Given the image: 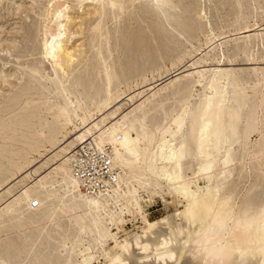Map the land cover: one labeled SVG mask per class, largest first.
Listing matches in <instances>:
<instances>
[{"label": "bare ground", "instance_id": "1", "mask_svg": "<svg viewBox=\"0 0 264 264\" xmlns=\"http://www.w3.org/2000/svg\"><path fill=\"white\" fill-rule=\"evenodd\" d=\"M73 1L78 7L83 5L84 2L87 3V1L94 2L95 4H93V6L95 7L96 5L95 9H93V11H90L88 9V11L85 14L87 15V17L89 16L91 17V15H94V19L93 20L89 19L86 21L84 18L86 16L84 17L81 16L82 18L79 19V22L76 21L78 20V16L71 17L69 12L70 11L69 9H74V6L69 7L66 2L58 5L51 4L50 7H47V9L44 10L46 13L45 15L43 11L44 7L38 10V16H40L39 18L41 20L40 24L41 23L43 24V22L48 20L47 18L49 17L53 23L51 24V27L47 26L49 30L45 28L46 30H44L45 32L42 35L41 45H40V49L42 53V55L41 53L40 55L43 56L44 59L49 60L50 62L49 71H46V69L43 67V59L38 61L39 62L38 64L34 63L26 66L20 65L19 68L21 67L25 78L28 81H32L34 83L33 87L38 88L37 89L38 93H35L36 90L34 91V93L37 95V97L35 96L36 100L32 98L25 101L20 115L17 114L6 118L2 116L0 117V134L6 135L5 137L7 139V144L6 145L3 144L4 146H2L0 150L1 153L3 152L4 155H0V156H1V160H4V164L6 162L9 165L11 172L10 177L8 178L6 177L7 179L5 180L3 178L2 182L9 181V178L12 179V177L15 175L16 172L17 173L21 172L25 167H27L32 162V160L31 161L25 160V162L21 164L14 161L15 156L17 157V155L19 154L18 151L21 150V149L18 150L16 148L17 147L16 143L25 145L24 144L25 141L33 140L37 135H40L41 137L44 138V140L48 141L50 146L55 148V151L53 152L52 156L48 158V160L42 161V163H40V165L37 168L33 169L31 172L25 173L23 171L25 175L21 177V179L19 178L20 180L18 179L19 180L18 183L25 182L27 180L26 178H30L31 174H36L42 167L46 166L49 162L53 161L54 163V160L58 161L57 162L58 164L55 167H52L49 172L38 177L37 180H35L34 182H31L32 183L31 186H28L27 184L23 185L20 188V192L18 191L19 192L18 195L16 196L13 195L8 201H6L4 205L1 206L0 221L4 220V222L6 223L5 230H7V232L16 229L20 231L25 226H29L28 224H32L34 226L46 220H50V219L54 220L57 214H64L69 217V220L73 225L72 227L76 228V232L78 233L77 235L78 238L80 236L82 237L83 236L82 234L84 235L92 234L94 236L93 241L97 244V246L99 245L100 248L102 244L105 243L108 239H112L115 242L114 245L117 246L116 247L117 250L113 252L102 250L105 256L107 257L106 258L107 259L106 262H108L107 264H201V260L196 258L192 254L191 246L188 245L187 236L189 235V233L196 230L197 221L199 222L200 225H203L208 223L210 220L219 219V221L223 225L228 227L229 229L228 235L235 243L236 250L229 257V264H264V217L260 218L259 223H257V219H258L257 213L264 211V199L262 198L263 200L258 204H254V203L251 204L248 201H245L244 203L242 201L243 203L240 202L241 205L237 206L236 205L237 192L236 189H234L235 186L233 188L232 186H230L229 189H226L225 187L226 185H224L225 183H228L232 179L234 172L239 170L238 169L239 167L238 166H237L238 168L236 167L237 164L235 162L237 160V157L234 156L235 150L233 147V142L232 140L230 141V138H231V132L233 131L232 128L237 126L240 127L241 124H239L238 122L236 126H234V122L232 120L231 114H229L228 117H224L223 115L225 114H222V116L218 118L213 117L214 114L213 111L215 110V108L210 110L211 111L210 116H205L201 119L199 125L196 128L197 129L196 132H198L197 139L198 141H200L201 138L206 136V142L209 141L210 142L207 144L199 142L197 146V150L199 153L200 171L204 176V178L208 181L209 185L205 187L196 185L194 188H192L189 185V178H186L183 175L184 173L183 169L186 163V159H188L187 157L190 155L191 152L190 151L191 147L188 144L186 137L187 133L186 131L183 132L184 130H182L183 126H185L184 122L185 120H187L185 115L186 112L183 111V113L179 114L177 117L169 119L171 120L175 129H172L169 126L166 130H164L162 134L163 136L160 137L159 142L156 141V138L153 133L148 132L146 124L141 123V121L145 120V108H146L145 106L147 104L150 105V103L154 100L153 98H155L157 94L158 96L160 94L161 96L165 95V91H167L168 89V84L164 83V85L160 86V88L156 92L153 91L149 93L150 95L144 97L145 98L144 100L137 102L136 106L131 108L130 110L128 111L126 110L123 113L121 112L117 113L119 109V103L117 104L116 102L117 99H119L122 95H125L130 89L133 88V86H138V82L134 78L144 74V72H142V70H144L143 67L142 70L141 69L139 70L138 67H136V65H131V64L125 65L124 63L122 64L121 62L115 63L113 60V54H114L113 49L117 48V46H120V40H122L123 31L124 32L128 31L127 24L124 25V23H122L124 22L122 21L124 18V14L126 13L128 20L129 18L131 20L135 19V21H137V24H139V26H137L135 29L136 31H133L128 35L130 48L129 47L127 48L129 49L128 50L129 54L126 55L124 53L126 59L131 60V58L133 57L132 52L137 51L136 49L137 39L139 40V38H141L142 35L145 36V39H143L144 40L143 43L147 45V47H149V57L154 59L153 55L159 52V50L156 49L155 47V43H157L155 41V35L163 37L162 39H165L166 41L169 38L168 27L171 28L173 27L174 31L178 35L182 34L185 31L184 27L188 28L190 25L193 28L192 31L199 30L201 28L200 23L198 21H192L190 17L192 12L194 13L198 10L200 11L199 9L200 7H197V5L195 4L189 3L191 2L190 0L188 1L186 0H73ZM231 1H229V3ZM237 1L240 2V0ZM180 5L183 6L184 9L176 12L175 10L179 9ZM223 6L230 7V4H225ZM241 6L242 5L239 4L238 7L236 8L240 9ZM142 10L146 11L147 14L151 12L155 14L157 17L155 21L156 24H153V26H149V24L141 25L140 23L144 22V21L141 22L142 18L139 15V13L143 12ZM233 12H231V14ZM259 12H261V10ZM237 16H239L240 18V15ZM109 22L111 23V25H109ZM240 23L242 24V22ZM174 26L177 27V29ZM84 30L87 33L86 43L77 47L74 45L75 48H73L72 46L71 48L67 47L69 41L74 36L82 34ZM128 36L125 35V37ZM253 38L255 39L256 37L253 36ZM169 39H171V37ZM169 47H170L169 45L164 46L163 44L162 49L160 51L161 52L165 51L167 53L169 50L173 49V47H170L171 49ZM130 54L132 55V57H127ZM180 54L181 52L179 53L177 52L176 55H174V58L175 57L180 58L181 57ZM136 55L137 53H135V57ZM151 61L149 63V66L148 67L146 66V69L148 68L149 69L148 71L153 72L158 68L159 65L154 63L153 60ZM145 65H143L144 68ZM161 70H159V72ZM163 70H165V68ZM163 72L166 73V70ZM190 72L188 73L190 74ZM159 74L161 75L162 73ZM181 77H180L181 79L185 78V76L182 75ZM175 78H176L175 80L176 82L179 81L177 83V86L175 87V90H177L176 91V95H177L179 92L183 91L187 87V83H186L187 80L186 79L178 80L177 77ZM261 78L263 81L264 76ZM132 79H134V84H129L130 83L128 82L129 80H131V83H133ZM145 79L147 78L143 77L141 83H144L146 81ZM23 84L24 83H22V85ZM19 85H18V89L21 86ZM122 85L124 89H122L121 87ZM24 87L26 88V86ZM16 89L17 88H15L14 91ZM28 89H29V85H28ZM22 91L23 90L20 89V92ZM257 91H259V89ZM168 92L169 91H167V93ZM12 93L10 97L7 96L6 98L9 97L10 99H13L15 97L14 96L15 93L13 95L14 97L11 98ZM141 94L142 92H138L137 94L134 93L133 96H139ZM168 94L166 95L165 100L166 99L170 100L171 97H169ZM24 95L26 96V94H24L23 92L22 96ZM29 95L30 94H28V96ZM180 95L181 93L179 94V96ZM172 98H174V96ZM130 100L131 98H127L124 102H129ZM224 101H227V99H224ZM17 102L15 104H17ZM13 103L14 102L12 101L11 104L13 105ZM168 104H170V102ZM176 104L178 103L176 102ZM223 104L225 105V103ZM8 105L9 104H7V106ZM150 106H149V111L151 112L153 106L152 107ZM10 108L11 107L9 106L8 110ZM175 108L176 107H174V109ZM147 110L148 108H146V112ZM97 112L99 113V115H96ZM222 112L223 111H221V113ZM242 112H244V110ZM41 113L44 114L43 115L44 117L40 116ZM163 113L165 114V112ZM151 115L152 112L148 114V116L152 117ZM258 117L259 118L257 122L253 125V127H255L256 131L259 130V132L260 131L263 132L264 121L260 116ZM245 121L247 122V120ZM209 123L211 124L209 129L204 131L205 128L204 126ZM245 127L246 125L244 124L243 129ZM165 134H167L169 138L167 136H164ZM87 140H90L89 144L88 142H86ZM85 142L87 143L88 146L92 147L94 151H97L106 156V160L104 163H106L107 168L110 172L109 176H112V171L114 172L117 171V173H115V177L110 179L108 178V180L103 181V184L106 185V187L104 188L103 191H99L98 194L96 195H92L90 191H88V188L90 189L93 187L92 182L90 181L88 183V180H87L88 184L84 182L86 181V179H90L95 175L101 174L104 171V168L101 165L102 163L101 157L98 158L99 161H95L92 160L91 158L89 159L86 154H83V157H81V159L77 163V167L79 168L78 171L80 177L86 178L85 180L80 179L78 177V174H76L78 171H76L74 168V163L77 162L76 157L78 156L79 153H81L80 146L84 144V146H82V149L85 148V146H87ZM234 142L236 141L234 140ZM35 143L36 142L34 140V144ZM259 144L261 148L258 154L256 156H252V158L255 157L256 159V157L259 158L264 155V139ZM106 146L109 147L108 151H106L107 149L105 150ZM249 146H251L250 143ZM210 147L213 149V152L208 151V148ZM248 154L250 153L247 152L246 155L248 156ZM196 159H198V157ZM195 162L196 161H194L193 163L196 164ZM253 162L255 161L253 160ZM159 163H163V165L158 166ZM243 165L245 167L244 170H246V165L248 164L245 162L243 163ZM89 166L92 167L90 168L91 171L89 170ZM56 171H61L62 175L61 177H59V179L54 180L52 183L50 182L52 186H49L50 184L49 180L52 178L51 174L55 173ZM252 173L255 174L257 172L255 173L252 172ZM237 174L239 173L237 172ZM239 177L242 176L239 175ZM243 177L245 178L244 175ZM142 178H144V180ZM151 181L152 182L154 181L156 185H161L162 187H165L169 191V194L171 193L173 197L176 196L178 198L180 196V198H182L183 200V207H184L183 210H181L179 213H176L177 212L176 211L175 212L176 214H172V215L168 214L167 216L165 215V217L163 216L162 218L156 221H149L147 217L143 214L142 208L140 206L139 196L136 194V190L134 189L133 183H136L139 188L145 189L148 188ZM249 181L250 183L252 182V180ZM15 184L17 183H13L12 185H10V187H8L5 190L7 194L12 193L11 188L15 186ZM83 184H85L84 186L86 187V189L84 190H82ZM247 189L246 191H248ZM256 190L254 192H257ZM258 193H262V192H258ZM7 194L5 195L6 197ZM252 194L254 193L252 192ZM49 196H53L50 198H53L54 201H52L50 205H48L49 206L48 209L45 208L47 210L44 211V208L42 207V201L45 200V198H48ZM179 202L181 204L182 201ZM256 202L258 201L256 200ZM22 203H24V205L27 206V209L25 207L24 209L26 210L34 209L35 210L34 216L35 215L39 216V219H35L30 216L27 217L26 220L23 219L22 212H20L19 209H16V207L20 206ZM111 205H113L114 207L111 208L110 207ZM28 213L30 214L31 211H29ZM32 213L30 214L31 216ZM133 213L138 214L142 220L143 226L141 227L142 229L141 233L140 234L135 233L131 237V239L130 238L127 239L126 237L124 239L122 238V241L118 242L116 240V233L111 232V225H114L117 228L118 222L124 221L123 220L124 214H131V216H133ZM118 217H120L119 221L117 220ZM177 217H179V219H177ZM61 219L58 220L60 221ZM47 223L44 224L47 225ZM0 225H2V223ZM56 226L58 227L59 225L57 224ZM62 226L59 227L61 228ZM161 226H165V228L164 227L161 228ZM35 232H38V230L37 231L35 230ZM38 233L39 234L36 235L35 240L34 239L30 240L29 239L30 237H28V239L24 237L26 241L23 243L24 240L22 238L23 241L21 242L23 243L22 245L23 247L24 246L28 247L26 252H28V254L32 253L34 259L14 260V259H4L2 256H0V264H60L61 261L59 260L57 262V261H52L54 258L52 260L47 258L42 259L41 254L36 253V251L40 250V247L45 246L44 240L47 239V237L49 238L48 231H46L44 226H42L41 229H39ZM56 233L57 232H55V234ZM58 236L57 238L60 237ZM54 242L55 241L53 240V243ZM56 244L58 245V243ZM10 246H11V241H8L7 243L5 242L4 245H1L0 255L3 252H6V250ZM62 246L69 253L66 257L67 258L66 262L68 264H73V261H71V253L75 252L76 255V251H74L76 250V243L67 241V242H63ZM132 247L133 248L135 247L139 251H142L143 254L141 252L138 254L133 253ZM89 260L90 259H84L83 264H88Z\"/></svg>", "mask_w": 264, "mask_h": 264}, {"label": "rangeland", "instance_id": "2", "mask_svg": "<svg viewBox=\"0 0 264 264\" xmlns=\"http://www.w3.org/2000/svg\"><path fill=\"white\" fill-rule=\"evenodd\" d=\"M186 1H188V0H186ZM190 1L191 2H189V3L195 4V5H197V7H200L199 8L200 11L198 10L194 13L192 12L190 18L192 21H198L201 25V28L199 30H193L192 31L193 28L190 25L191 27L190 26L188 27L190 30L188 28L184 27L185 31L182 34L178 35L174 31L173 27L172 28L168 27L169 38L171 37L172 40L168 38L166 41H165V39H162L163 37L155 35V41L157 42V43H155V47H156V49L159 50V52L155 53L153 55L154 59L149 57V47H147V45H145L143 43V41H144L143 39H145L144 35L141 36L142 39L141 38H139V40L137 39V44H136L137 45L136 46L137 51L135 49L136 52H132L133 57L131 54L129 56H127V57H132L134 59H132V58H131V60L126 59L125 54L126 55L129 54V51H128L129 49H127V48L128 47L130 48L128 35L130 33H132L133 31H136L135 29L137 26H139V24H137V21H135V19L131 20L129 18V20H128L126 13L124 14V18L122 20L124 22H122V21L121 22L124 23V25L127 24L128 31H126V32L123 31L122 40H120V46H117V48L113 49V52H114L113 60L115 63L121 62L122 64L124 63L125 65H128V64L129 65L130 64L136 65V67H138L139 70L140 69L142 70V67H143L144 70H142V72H144V74L139 75L138 77L134 78L138 82V86H133V88L127 92L128 94L126 93L125 95H122L124 98L121 96L119 99H117L116 102H117V104L119 103V109H118L117 113H120V112L123 113L126 110L127 111L130 110L131 108L136 106L137 102L144 100L145 99L144 97H146L147 95H150L149 93H151L153 91L156 92L160 88V86L164 85V83L168 84L167 91H169L168 92L169 94L167 93V91H165V95H163V96H161V94L158 96V94H157L155 97L156 99L155 98H153L154 100L152 99L153 103L152 102L150 103V105L151 104L152 105L150 106L149 104H147L145 106L146 108H148V110L146 112V108H145V120L141 121V123L146 124L148 132L153 133L155 138H156V141L159 142L160 137L163 136L162 134H163L164 130H166L169 126L172 129H175L174 125L172 124L171 120H169V119L177 117L179 114L183 113V111L186 112L185 115H186L187 120H185V122H184L185 126H183L182 130H184L183 132L186 131V133H187V134L186 133L185 134L187 137L188 144L191 147V150H190L191 152H190V155L187 157L188 159H186V163H185L184 169H183V172H184L183 175L186 178H189V185L192 188H194L196 185H199L201 187H205V186L209 185L208 181L204 178V176L202 175V173L200 171V161H199V153L197 150V146H198L199 142L207 144L210 141L206 142V136H204L203 138H201L200 141H198V139H197L198 132H196L197 126L199 125V123L203 117L210 116V113H211L210 110L213 108H215V110L213 111L214 112L213 117L218 118V117L222 116V114H225V115H223L224 117H228V115L231 114L232 120L234 122V126H236V124L238 122H239V124H241L240 127L237 126V127L232 128L233 131L231 132V138H230V141L232 140V142H233V147L235 150L234 156L237 157V160L235 162L237 165L236 164L235 165H236V167L237 166L239 167V168L237 167L239 170L234 172L232 179L228 183H225L224 185H226L225 186L226 189H229L230 186H232V188L235 186L234 189H236V192H237L236 193L237 194V200H236L237 206L241 205V203H243V202L245 203V201H248L251 204H253V203L258 204L259 202H261L264 199V191H263V189H264V183H263L264 182L263 181L264 175H262V174H264V164H263L264 163V161H263L264 155L259 157V158L256 157V159H255V157L252 158V156H256L258 154V152L261 148L259 143L264 139V131L263 132H261V131L259 132V130L256 131L255 127H253V125L257 122V120L259 118L258 116H260L262 118V120L264 121V86H262V85H264V80L262 81V78H261L264 76V70H263V68H264V58H263L264 57V4H263L264 0H258V1L257 0H251V1L250 0H242V1L240 0V2L237 0H232V1L231 0H227V1L226 0H190ZM229 1H231V2L229 3ZM64 2H66L69 7L74 6L75 10L69 9L70 10L69 12H70L71 17H77L78 16V20H76V21L79 22V19L84 17V16H86V17H84L86 21L89 19L90 20L94 19V15H91V17L90 16L87 17V15H85L86 12L88 11V9L90 11H93V9H95V7H96V5H95V7L93 6V4H95V3L90 2V1H87V3L84 2L83 5L78 7L73 0H50V2H49V0L48 1H46V0H0V73H1L0 74V109H1L0 110V117L2 116L4 118H6V117H11V116L17 115V114L20 115L25 101L32 99V98L36 100L37 95L35 93H38V90H37L38 88L33 87L34 83L32 81H28L25 78L23 71H22L21 67L19 68V66L20 65L26 66V65H30V64H34V63L38 64L39 63L38 61L43 59V67L46 69V71H49L50 62H49V60L44 59L43 56H41L42 53H41L40 45H41L42 35L45 32L44 30H46V29L49 30V28H47V26L51 27V24H53V23L49 17V18H47L48 20L44 21L43 24L41 23L42 24L41 25L40 24L41 20L39 18L40 16H38V10L41 9L42 7H44L43 8V11H44L47 9V7H50L51 4L52 5H58V4H62ZM135 2H137V1H135ZM224 3L230 4V7L223 6V5H225ZM239 4L242 5L240 9L236 8V7H238ZM90 7H91V9H90ZM229 8L232 9L235 13L232 10H230ZM183 9H184V7L180 5L179 9H177L175 11L178 12L179 10H183ZM260 10H261V12H259ZM142 11L143 12H141V13H143V14L139 13V15L142 18L141 22L144 21V22L140 23L141 25H146V24L148 25L149 24V26H153V24H156L155 21H156L157 17L155 14H153L152 12L147 14L146 11H144V10H142ZM241 11H242V13L243 12L244 13L242 14ZM231 12H233V13L231 14ZM253 12L255 15L253 14ZM262 12H263V14H262ZM45 14L46 13L44 11V15ZM237 15H240V18ZM248 16L250 19L248 18ZM236 19H238V20H236ZM240 22H242V24ZM243 22H244V24H243ZM245 22H246V24H245ZM109 25H111L110 22H109ZM175 28L177 29V27H175ZM85 29H86V27H85ZM209 31H211L212 33ZM125 35L128 37H125ZM253 36H255L256 38L254 39ZM158 38H160V39H158ZM205 39H207V40H205ZM86 40H87V33L84 30L82 34L74 36L69 41V44L67 45V47L71 48V46H72L73 48H75L74 45L76 47L80 46V45L86 43ZM245 40L247 41V43ZM164 42L166 43V45L173 47V49L169 50L167 53L165 51L161 52L160 50L162 49L163 44H164V46H166ZM159 43H160V45H159ZM157 46H158V48H157ZM159 46H161V47H159ZM248 51H249V54H248ZM141 52H143V53H141ZM177 52L178 53L181 52L180 56L182 57V59L180 56H179L180 58H176V57L174 58V55H176ZM186 52H188V53H186ZM40 53H41V55H40ZM135 53H137L136 57H135ZM248 55H249V58H248ZM259 55H261V56H259ZM115 59L116 60L119 59V60L116 61ZM120 59H121V61H120ZM151 60H153L154 63H156L157 65H159L158 68L156 70H154L153 72L148 71L149 70L148 68L146 69V66L147 67L149 66V63ZM136 62H138V63L141 62V63H139L141 66ZM160 63L161 64L163 63V64L161 65ZM164 64H165V67H164ZM143 65H145V68ZM164 68L166 70V73L163 72V71H165V70H163ZM159 70H161V71L159 72ZM208 70H210V71H208ZM145 71H146V73H145ZM188 72H190V74ZM159 73H162V74L160 75ZM18 74H19V76H18ZM20 74H21V76H20ZM157 74H158V77H157ZM181 75L185 76V78H183V79L187 80L186 81L187 87L184 89L185 91L183 90L184 92L183 91H181L179 93L177 92L178 94L176 95L177 90H175V87L177 86V83L179 81L176 82L175 77H177L178 80L179 79L183 80V79H181L182 78ZM190 75H192V76H190ZM143 77H145L147 79H145L146 81L144 83H141V80ZM258 77H259V79H258ZM226 78H228V79H226ZM260 78H261V80H260ZM134 79H132L133 83H131V80H129L128 81V82H130L129 84H134ZM22 83H24V84L22 85ZM18 85L20 87H22L23 89L20 87L18 89ZM28 85H29V89L31 88L30 90L28 89ZM24 86H26V88ZM121 87H122V89H124L123 85ZM15 88H17V89L14 91ZM20 89L23 91L20 92ZM258 89H259V91H257ZM17 90H19V91H17ZM35 90H36V92L34 93ZM223 90H224V92H223ZM174 91H175V93H174ZM23 92H24V94H26V96L24 95L25 97L22 96ZM129 92H131V93H129ZM136 92L137 93L142 92V94L139 96H133L134 93L137 94ZM11 93H12L11 98H13L15 96L13 98L14 100L9 98ZM14 93H15V95H14ZM180 93H181V95H180L181 97L179 96ZM253 93H254V95H253ZM28 94H30V95L28 96ZM167 94L169 97H171L170 100H167V99L165 100V97ZM184 94H185V96H184ZM7 96H9L8 97L9 99L6 98ZM173 96H174V98H172ZM249 96H251V97H249ZM16 97H18L19 99ZM175 97H177V98H175ZM127 98H131V100L129 102H124ZM224 99H227V101H224ZM4 100H6V101H4ZM155 100H156V102H155ZM12 101L14 102L13 105L11 104ZM173 101H175V102H173ZM16 102H17V104H15ZM169 102H170V104H168ZM176 102L178 104H176ZM247 102H248V104H247ZM6 103L9 105L7 106ZM223 103H225V105ZM148 105L150 107L153 106L152 110H151V112H152L151 116L152 117L148 116V114L151 113L149 111ZM9 106L11 107L9 109L10 111L8 110ZM6 107H7V109H6ZM161 107H162V109H161ZM174 107H176V108L174 109ZM260 108H261V110H260ZM243 110H244V112H242ZM166 111H167V113H166ZM221 111H223V112L221 113ZM3 112H5L6 114ZM163 112H165V114ZM241 112H242V114H241ZM43 115L44 114L41 113L40 116L44 117ZM96 115H99V113L97 112ZM243 115H245V116H243ZM245 120H247V122ZM59 121H61V120H59ZM244 124L246 125V127L243 129ZM210 125H211L210 123L206 124L204 126L205 127L204 131L208 130ZM161 130H162V132H161ZM1 135H3V134H0V150H1L2 146L7 144V139L5 137L6 135H3V136H1ZM133 136H134V134H133ZM164 136H167V134H165ZM34 140L36 142L35 144H34ZM234 140L236 142H234ZM30 141H32V142H30ZM30 141H25V143H24L25 145L16 143V146H17L16 148L18 150L19 149H21V150H19L20 152L18 151L19 154L17 155V157L15 156L14 161L17 163H21V164H23V162H25V160L26 161L32 160V162L27 167H25L21 172H18V173L16 172L15 175L12 177L13 180L11 178H9V181L2 182L3 178L5 180L8 177H10L11 172H10L9 165L6 162L4 164V160H1V156H0V160H1L0 161V175H1L0 176L1 177V179H0L1 180L0 181V208L13 195L14 196L18 195L20 192V188L23 185L27 184L28 186H31L32 185L31 182H34L35 180H37L38 177L49 172L52 167H55L58 164L57 160H54V163H53V161L49 162L48 163L49 165L47 164L46 166L42 167L36 174H31L30 178H26L27 180L25 179L26 180L25 182H19L20 183L19 184L18 181L21 179V177H23L25 175V173L31 172L33 169L37 168L40 165V163H42V161L48 160V158L51 157L53 152L55 151V148L51 147L49 142L44 140V138L41 137L40 135H37L33 140H30ZM89 141L90 140H87L86 142H88V144H89ZM26 142H27V144H26ZM44 142L47 144V146ZM86 142H85V144L87 145ZM249 143L251 146H249ZM192 144H193V146H192ZM252 144H253V146H252ZM19 146L22 148H20ZM82 146H84V144ZM82 146H80L81 153H79L78 156L76 157L77 162L74 163V168L76 171L79 170V168L77 167V163L79 162L81 157H83V154H86L89 159L91 158L92 160H95V161H99L98 158L101 157V159H102L101 165L103 166L105 164V167L107 168L106 163H104L106 160L105 155H103L97 151H94L92 149V147H90L88 145L85 146V148H83V149H82ZM154 147H155V145H154ZM241 149H243V150H241ZM23 150H25V151H23ZM105 150L108 151L109 147L106 146ZM192 150L194 153L192 152ZM255 150H257V151H255ZM208 151L213 152V149L210 147V148H208ZM26 152H28V153H26ZM36 152H37V154H36ZM247 152L250 153V154H248V156L246 155ZM31 153H33V154H31ZM24 154L25 155L28 154V155L25 156ZM241 154H242V156H241ZM0 155H4L3 152L1 153V151H0ZM197 157H198V159H196ZM17 159H18V161H17ZM261 159H262V161H261ZM253 160L255 162H253ZM194 161H196L195 162L196 164L193 163ZM240 162H242V163H240ZM245 162L248 164V165H246V170H244L245 167L243 165V163H245ZM3 165H5V166H3ZM162 165H163V163L158 164V166H162ZM257 165H258V167H257ZM247 169H248V171H247ZM255 170H257V171H255ZM6 171H7V173H6ZM237 172L239 174H237ZM252 172H254V173L257 172V173L253 174ZM109 173L110 172L107 168L106 172L103 171L101 174L95 175L94 177H92L90 179L80 177L79 171L76 174H78V177L80 179H84V180L86 179V181L84 183L88 184L90 181L92 182L93 187L90 189L88 188V191H90V193L92 195H96V194H98L99 191H103L104 188L106 187V185L103 184V181L108 180V178L110 179V178L115 177V173H117V171L116 172L112 171V176H109ZM2 175H4V176H2ZM61 175H62L61 171H56L55 173H52L51 174L52 178L49 180V183L50 182L52 183L54 180L59 179V177H61ZM239 175L242 177H239ZM243 175L245 176V178L243 177ZM247 175H248V177H251V176L252 177L248 178ZM142 179L144 180V178H142ZM87 180H88V183H87ZM249 180H252V182L250 183ZM258 180H260V181H258ZM231 181L233 182V184ZM261 182H262V184H261ZM10 183H12V184L17 183V184H15V186H13L11 188L12 193L7 194V192L5 190L8 187H10V185H12ZM51 183L49 184V186H52ZM109 183H110V180H109ZM8 184H10V185H8ZM255 184H257V185H255ZM84 185L85 184H83L82 190L86 189V187ZM133 185H134V189L136 190V194L139 196L140 206L142 208L143 214L147 217V219L149 221H156V220L162 218L163 216L165 217V215L167 216L168 214L172 215V214L179 213L184 208L183 207V200H182V198H180V196L178 198L176 196L173 197L171 195V193L169 194V191L165 187H162L161 185H156V183H154V181L153 182L151 181L148 188H145V189L139 188L136 183H133ZM16 186H18V187H16ZM260 186H261V188H260ZM245 188L246 189L248 188L247 189L248 191H246ZM51 189H52V187H51ZM91 189H93V190H91ZM240 190H242V191H240ZM255 190L257 192H254ZM252 192L254 194H252ZM258 192H262L263 194L258 193ZM50 193H51V191H50ZM2 194H3V196H2ZM6 194H7V197L5 196ZM254 195L257 197H255ZM245 196H246V198H245ZM50 197H53V196H49L48 198H45V200L42 201V207L44 208V211L47 210L49 207L48 205H50V203L52 201H54V199L50 198ZM46 199H47V201H46ZM178 200L182 201L181 204ZM256 200L258 202H256ZM24 207L27 209V206H25L24 203H22L20 206L16 207V209H19L20 212H22V218L23 219L26 220L27 217H29V216L33 217L35 219H39V216H37V215L34 216V212H35L34 209L26 210V209H24ZM110 207L113 208L114 206L111 205ZM45 208H47V209H45ZM29 211H31V213L33 212L32 216L30 215L31 213L30 214L28 213ZM25 215H26V217H25ZM58 219H61V220L59 221ZM177 219H179V217H177ZM117 220L119 221L120 217H118ZM123 220H124L123 222H120V221L118 222V226H117L118 229L116 228V226L111 225V232L116 233V240L118 242L122 241V238L124 239L125 237L127 239H129V238L131 239V237L135 233L140 234L142 231L141 227L143 226V223H142V220L138 214L133 213V216H131V214H124ZM1 221H3V222H1ZM1 221H0V224L2 223V225H0V226H2V227H0V229L2 231L0 230V240H1L0 241L1 242L0 247H1V245H4L5 242L7 243L8 241H11V246L6 250V252H3L0 255L4 259H14V260L34 259L32 256V253L28 254V252H26L28 247L24 246L25 247L24 248L22 245L26 241V239H28V237H30L29 238L30 240H33V239L35 240L36 235L39 234L38 233L39 229H41L42 226L45 227L46 231H48V234H49L48 235L49 238L47 237V239L44 240L46 247L45 246H44L45 248L40 247V250L36 251V253L41 254L42 259L47 258V259L52 260L54 258L52 261L58 262V260H59V261H61L60 264H68L66 262V259H67L66 257L69 253L62 246V243L67 242V241L72 242V243H76V250H74V251H76V255H75V252L71 253V261H73V264H83L84 259H90L88 264H107L108 263V262H106L107 257L105 256V254L103 253L102 250L110 251V252L117 250V248H116L117 246L114 245L115 242L112 239H108L105 243L102 244V246L100 248V246L99 245L97 246V244L93 241L94 236L92 234H88V235L82 234L83 236L82 237L80 236L78 238L77 237L78 233L76 232V228L72 227L73 225L70 222L69 217L67 215H64V214H57V216L54 220L50 219V220H46L42 223L40 222L39 224H36L37 226L36 225L33 226L32 224H28L29 226H25L20 231L15 228L16 230H11V231L7 232V230H5L6 229V223L4 222V220H1ZM44 223H47V225ZM57 224L59 226H62V225H64V226H62L60 228L59 226L58 227L56 226ZM30 227H31V230H30ZM163 227L165 228V226H161V228H163ZM34 228L36 231L38 230V232H35ZM59 231L61 232V234ZM55 232H57V233L55 234ZM75 234H76V236H75ZM57 236L59 238H57ZM24 237H26V239ZM22 238L24 241L22 240ZM16 239H18V240H16ZM53 240L55 241L54 243H53ZM60 240H62V241H60ZM22 241H23V243H21ZM12 242H13V244H12ZM56 243H58V245ZM47 244H48V246H47ZM53 244H54V246H53ZM113 245H114V247H113ZM50 246H53V247H50ZM92 247H94V248H92ZM51 248H53V249H51ZM132 249H133V253L138 254L141 252L143 254L142 251H139L135 247L134 248L132 247ZM80 253H82V254H80ZM69 259H70V257H69ZM148 259H150V258H148Z\"/></svg>", "mask_w": 264, "mask_h": 264}, {"label": "clouds", "instance_id": "3", "mask_svg": "<svg viewBox=\"0 0 264 264\" xmlns=\"http://www.w3.org/2000/svg\"><path fill=\"white\" fill-rule=\"evenodd\" d=\"M264 217V211L257 213V223ZM229 229L219 219L200 225L187 236L192 254L201 264H229V257L236 250L234 241L228 235Z\"/></svg>", "mask_w": 264, "mask_h": 264}, {"label": "built area", "instance_id": "4", "mask_svg": "<svg viewBox=\"0 0 264 264\" xmlns=\"http://www.w3.org/2000/svg\"><path fill=\"white\" fill-rule=\"evenodd\" d=\"M87 164H88V163H87ZM91 166H92V165H91ZM91 166H89V170H90V171H91L90 168H92ZM103 168H104V171L106 172V169H107V168L105 167V164L103 165ZM103 168H102V169H103ZM102 169H101V170H102Z\"/></svg>", "mask_w": 264, "mask_h": 264}]
</instances>
